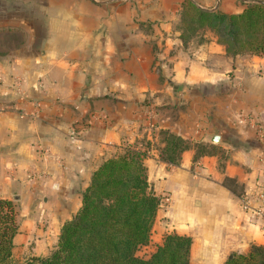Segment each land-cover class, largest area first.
Wrapping results in <instances>:
<instances>
[{
	"label": "crops",
	"instance_id": "1",
	"mask_svg": "<svg viewBox=\"0 0 264 264\" xmlns=\"http://www.w3.org/2000/svg\"><path fill=\"white\" fill-rule=\"evenodd\" d=\"M189 1L238 13L264 0ZM183 2L0 0V197L40 217L37 241L50 246L30 255L53 248L93 170L126 145L145 152L160 198L157 244L189 236V264L264 245L252 196L260 147L243 120L264 121V57H232L208 29L183 40ZM160 130L190 141L177 164L160 159ZM194 143L210 152L194 158Z\"/></svg>",
	"mask_w": 264,
	"mask_h": 264
},
{
	"label": "trees",
	"instance_id": "2",
	"mask_svg": "<svg viewBox=\"0 0 264 264\" xmlns=\"http://www.w3.org/2000/svg\"><path fill=\"white\" fill-rule=\"evenodd\" d=\"M180 25L183 40L206 28L226 54L264 57V1L248 2L238 13H222L184 0ZM158 134L160 159L177 164L190 141L166 130ZM194 147V158L210 152L198 143ZM144 157V151L127 146L93 170L80 207L61 225L55 248L45 256L11 260L16 209L10 199L0 197V264H189L191 238L174 232L165 233L148 258L135 254L149 240L160 202L147 182ZM222 184L242 195L234 179L225 177ZM223 264H264V245L251 244L245 253L230 252Z\"/></svg>",
	"mask_w": 264,
	"mask_h": 264
},
{
	"label": "rangeland",
	"instance_id": "3",
	"mask_svg": "<svg viewBox=\"0 0 264 264\" xmlns=\"http://www.w3.org/2000/svg\"><path fill=\"white\" fill-rule=\"evenodd\" d=\"M188 38L190 39L192 37L189 35L187 39ZM198 39L199 38H197V40ZM200 39L202 38L200 37ZM242 55H245V54H242ZM124 147H127V145ZM122 151H123V148L121 150H118V152L116 153L119 154V153H122ZM9 199L12 201L16 209V222H17V227H18L17 231L19 233L17 238L13 239L12 241L13 247L11 251V260L13 262H20L24 260L25 258L31 256L30 253H34L35 251H37L36 253H40V254L46 253L47 252L46 246H50V245L42 241H37V239H40L39 237L43 229V228H40V225H41L40 217H37V218L33 216L31 217L29 211L27 210L24 211V205L23 204L19 205L16 197H10ZM33 218L35 219L34 220L35 222L31 221V219ZM33 223L34 224L36 223L37 226L34 227ZM152 235L153 234L151 233V230H150L148 242L145 245H142L137 249L135 254L139 258H142V259L148 258L149 255L154 251L156 245L159 244V243L158 244L156 243V240L153 239ZM56 242H55V245H56ZM55 245H53V248L48 250L47 254H49L51 250L55 248Z\"/></svg>",
	"mask_w": 264,
	"mask_h": 264
},
{
	"label": "built area",
	"instance_id": "4",
	"mask_svg": "<svg viewBox=\"0 0 264 264\" xmlns=\"http://www.w3.org/2000/svg\"><path fill=\"white\" fill-rule=\"evenodd\" d=\"M243 120L247 121V123L250 124L254 132V138L260 147L259 153L257 155V164L260 168V171L262 172L263 181L253 192L252 196L254 198L253 213L259 219L260 231L264 232V121L252 118L247 119L246 117ZM162 198L165 201H167L168 199L167 196H163ZM241 200L242 202L247 201L244 195H241Z\"/></svg>",
	"mask_w": 264,
	"mask_h": 264
},
{
	"label": "water",
	"instance_id": "5",
	"mask_svg": "<svg viewBox=\"0 0 264 264\" xmlns=\"http://www.w3.org/2000/svg\"><path fill=\"white\" fill-rule=\"evenodd\" d=\"M211 141H214V139H211Z\"/></svg>",
	"mask_w": 264,
	"mask_h": 264
}]
</instances>
